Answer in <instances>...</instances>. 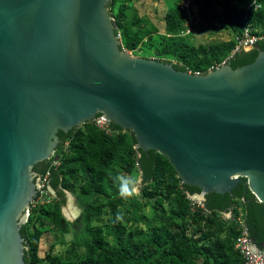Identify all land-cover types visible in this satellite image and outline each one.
<instances>
[{
  "label": "water",
  "instance_id": "1",
  "mask_svg": "<svg viewBox=\"0 0 264 264\" xmlns=\"http://www.w3.org/2000/svg\"><path fill=\"white\" fill-rule=\"evenodd\" d=\"M108 4L0 0V264H25L19 229L36 195L29 169L50 158L59 129L95 116L130 134L140 171L135 192L151 180L158 151L208 211L228 217L231 197H240L248 246L259 250L264 50L238 68L176 70L121 48Z\"/></svg>",
  "mask_w": 264,
  "mask_h": 264
},
{
  "label": "trees",
  "instance_id": "2",
  "mask_svg": "<svg viewBox=\"0 0 264 264\" xmlns=\"http://www.w3.org/2000/svg\"><path fill=\"white\" fill-rule=\"evenodd\" d=\"M180 1L176 0L164 13L165 33L157 38L152 35L158 30L154 23L138 17L126 0H111L109 8L115 17L121 48L169 63L176 70L202 73L226 58L232 68L247 65L264 50V41H259L258 48L232 54L237 44L235 37L245 26L249 25L254 34L264 35V0H255L258 8L253 4L247 7L253 0H237L242 3L239 7L224 0V22L232 37L198 45L187 36L188 15ZM201 2L209 0H192L193 4ZM110 131L106 133L92 122L67 131L59 129L55 150L59 165L50 166L53 157L33 165L39 175L48 172L55 196L49 203L32 207L19 229L25 240V264H244L242 254L235 248L242 229H248L243 222L245 204L240 197H231L228 217L218 209L208 211L204 204L200 207L187 196L167 157L155 150L152 178L134 193L132 184H124L140 175L136 148L127 131ZM65 190L74 193L82 209L81 232L64 233L57 242L71 245L62 253L52 254L50 244L41 260L42 234L52 229L66 230L70 225L61 211ZM254 202L264 203L256 197ZM146 206L150 216L144 213ZM102 212L108 214L106 223L94 226L93 220ZM140 222L146 229L139 227Z\"/></svg>",
  "mask_w": 264,
  "mask_h": 264
},
{
  "label": "rangeland",
  "instance_id": "3",
  "mask_svg": "<svg viewBox=\"0 0 264 264\" xmlns=\"http://www.w3.org/2000/svg\"><path fill=\"white\" fill-rule=\"evenodd\" d=\"M130 5H132L133 9L136 10L138 17L145 18L147 21L154 23L158 30L154 32L152 35L158 38V35H162L165 33L164 30V21L163 15L164 13L171 7L176 4V0H126ZM218 1H222L218 3ZM224 0H209V2H201L199 4H189L188 14H189V24L190 33H188L189 40L198 45L199 43L209 44L212 42L225 41L229 40L233 33L225 25L224 22ZM231 4H235L237 7L242 5L237 0H231ZM134 56H139L135 55ZM83 124V123H82ZM80 124V125H82ZM139 175L135 180L129 178L126 180L124 185L132 184V191L134 193H138L133 190V187L136 184ZM124 185H121L122 187ZM66 200L61 207L62 214L66 216L67 220L70 221V225L63 229H52L42 234L39 242V256L44 259V251L48 248L50 244H53L51 248L52 254H58L64 252L71 243L60 244L57 242L58 239L63 237L64 233H69L74 235L81 232L83 223L81 221L82 209L78 205L77 199L74 196V193L66 192L65 194ZM68 207V209H66ZM122 208V207H121ZM72 211V212H71ZM144 213L150 216V208L148 206L144 207ZM99 218H95L92 222L94 226H104L108 219L107 213H100L98 215ZM139 227L146 229L144 223H138ZM159 258V257H157ZM160 261V260H159Z\"/></svg>",
  "mask_w": 264,
  "mask_h": 264
},
{
  "label": "built area",
  "instance_id": "4",
  "mask_svg": "<svg viewBox=\"0 0 264 264\" xmlns=\"http://www.w3.org/2000/svg\"><path fill=\"white\" fill-rule=\"evenodd\" d=\"M192 0H184L181 3V7L188 8L190 2ZM254 5V8H258V4L256 3L255 0L252 1L250 5L247 7ZM113 23H115V18L112 16L111 17ZM119 35V34H118ZM236 36V35H235ZM237 44L235 46V49L233 50V53L235 51H239L241 49H247L251 48L254 46L257 41H264V35L262 34H254L252 32V29L249 25L244 27V30L239 36L235 37ZM194 73H200L198 71H195ZM96 127L104 130L106 133H110V129H108V120L105 119L102 116H96L93 119L90 120ZM67 144L68 142L66 141L64 143L63 150H67ZM53 160L51 161L50 166L53 168H56L59 163V156L57 154H53ZM54 198L53 192L50 190L48 186V173H46L42 178H40L39 183H38V189H37V195L36 197L31 201L29 205V210L36 206L37 204H43V203H49L51 200ZM250 239L248 236L247 229L244 227L242 229L241 235L237 238L235 242V248L239 250V252L242 254V257L244 258V264H262L264 263V244L263 246L255 251L252 252L249 248L248 245H250Z\"/></svg>",
  "mask_w": 264,
  "mask_h": 264
},
{
  "label": "clouds",
  "instance_id": "5",
  "mask_svg": "<svg viewBox=\"0 0 264 264\" xmlns=\"http://www.w3.org/2000/svg\"><path fill=\"white\" fill-rule=\"evenodd\" d=\"M111 0H109V2H110ZM184 0H181L180 2H179V5H180V7H181V3L183 2ZM252 3V1L250 2V4ZM190 4H193L192 3V1L190 2ZM250 4H248V5H250ZM108 7H109V4H108ZM181 8H184L185 10H186V12H187V15H188V19H187V21H186V25H185V27H186V29H185V31H186V33H189L190 31H189V29H190V26H191V24H189V14H188V9H189V6H188V8H185V7H181ZM109 13H110V16L112 17H114V15H113V12L111 11V9L109 8ZM115 18V17H114ZM111 21H112V19H111ZM113 22V21H112ZM113 25H114V29H116L115 28V23H113ZM115 32H116V30H115ZM116 34L118 35L119 34V32H116ZM263 35V34H262ZM118 37H119V40H120V34L118 35ZM258 42L259 41H257V43L254 45V46H252L251 48H247V49H241V50H245V51H247V50H250V49H252L253 47H255L257 44H258ZM120 47H121V40H120ZM124 49V48H123ZM127 51V50H126ZM129 53H131L132 55H133V53L131 52V51H128ZM235 53V52H234ZM232 54H233V50H232ZM230 56H232V55H230ZM154 59V58H153ZM221 63H227V58L226 59H224ZM221 63H219L218 65H220ZM218 65H216V66H218ZM215 66V67H216ZM212 68H214V67H211V68H209V69H212ZM208 69V70H209ZM207 70V71H208ZM191 72V71H190ZM200 73H202V72H200ZM96 117V116H95ZM93 119V118H92ZM86 122H90V120L89 121H86ZM55 150H56V148H55ZM55 150L52 152V154H51V156H50V158L53 156V154L55 153ZM49 159V158H48ZM46 173H48V172H46ZM45 173V174H46ZM45 174H43V175H41L40 174V176L37 178V189H38V183H39V180H40V178H42ZM48 186H49V188H50V190L53 192V194H54V196H55V190L49 185V174H48ZM37 189H36V195H37ZM65 192V194H66V192H69L68 190H65L64 191ZM36 195L34 196V198L36 197ZM189 198H191V199H193L195 202H197V204L200 206V207H203V204L200 202V201H198L196 198H193V197H190L189 195H187ZM33 198V199H34ZM31 203V202H30ZM30 203H29V205H30ZM30 211V210H29ZM64 215V214H63ZM65 218H67L66 216H65ZM28 219V218H27Z\"/></svg>",
  "mask_w": 264,
  "mask_h": 264
},
{
  "label": "flooded vegetation",
  "instance_id": "6",
  "mask_svg": "<svg viewBox=\"0 0 264 264\" xmlns=\"http://www.w3.org/2000/svg\"><path fill=\"white\" fill-rule=\"evenodd\" d=\"M255 48H258V44L255 46ZM42 161V160H41ZM37 162H39V161H37ZM37 162H35V163H37ZM34 163V164H35ZM33 167V166H32ZM32 167L29 169V172H30V174H31V176H32V178L30 179V181H32L33 182V184H34V189H35V191H36V189H37V178L40 176L38 173H36V172H34L33 171V169H32Z\"/></svg>",
  "mask_w": 264,
  "mask_h": 264
},
{
  "label": "bare ground",
  "instance_id": "7",
  "mask_svg": "<svg viewBox=\"0 0 264 264\" xmlns=\"http://www.w3.org/2000/svg\"><path fill=\"white\" fill-rule=\"evenodd\" d=\"M66 209H68V207H67ZM71 212H72V211H71Z\"/></svg>",
  "mask_w": 264,
  "mask_h": 264
}]
</instances>
